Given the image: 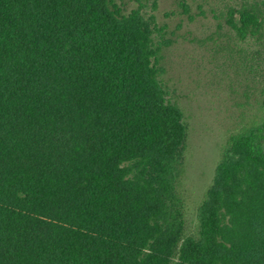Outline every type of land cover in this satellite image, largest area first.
I'll use <instances>...</instances> for the list:
<instances>
[{"label": "trees", "instance_id": "16d2710c", "mask_svg": "<svg viewBox=\"0 0 264 264\" xmlns=\"http://www.w3.org/2000/svg\"><path fill=\"white\" fill-rule=\"evenodd\" d=\"M226 22L260 40L264 0ZM152 35L114 0H0V264H264V118L227 137L186 234Z\"/></svg>", "mask_w": 264, "mask_h": 264}, {"label": "rangeland", "instance_id": "374dc122", "mask_svg": "<svg viewBox=\"0 0 264 264\" xmlns=\"http://www.w3.org/2000/svg\"><path fill=\"white\" fill-rule=\"evenodd\" d=\"M124 14L139 8L160 51L159 81L188 128L179 191L185 232L211 184L227 137L264 118V36L241 40L227 11L250 0H114Z\"/></svg>", "mask_w": 264, "mask_h": 264}]
</instances>
